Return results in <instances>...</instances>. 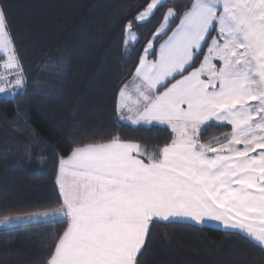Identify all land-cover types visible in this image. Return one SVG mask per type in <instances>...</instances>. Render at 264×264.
<instances>
[{
  "label": "snow or ice",
  "instance_id": "6c2138e0",
  "mask_svg": "<svg viewBox=\"0 0 264 264\" xmlns=\"http://www.w3.org/2000/svg\"><path fill=\"white\" fill-rule=\"evenodd\" d=\"M166 5L148 0L127 21L126 51L141 39L133 21L149 23ZM133 81V91L119 90L117 118L166 126L171 141L148 149L114 135L77 145L59 159L60 203L5 215L0 225L66 224L46 264H140L160 222L218 224L264 249V0L167 7ZM18 94H27V77L0 2V96ZM213 126L231 131L204 140Z\"/></svg>",
  "mask_w": 264,
  "mask_h": 264
},
{
  "label": "trees",
  "instance_id": "16d2710c",
  "mask_svg": "<svg viewBox=\"0 0 264 264\" xmlns=\"http://www.w3.org/2000/svg\"><path fill=\"white\" fill-rule=\"evenodd\" d=\"M0 2L27 77L26 95L0 96V218L57 206L59 159L77 145L114 135L148 149L171 141L166 126L119 120L116 103L167 7L182 12L191 0H167L149 23L133 21L141 39L132 51L123 45L124 26L148 0ZM230 131L213 126L203 139ZM66 226L0 225V264H46L54 237ZM138 259L140 264H264V249L234 231L160 222L150 228Z\"/></svg>",
  "mask_w": 264,
  "mask_h": 264
},
{
  "label": "crops",
  "instance_id": "0c3cea01",
  "mask_svg": "<svg viewBox=\"0 0 264 264\" xmlns=\"http://www.w3.org/2000/svg\"><path fill=\"white\" fill-rule=\"evenodd\" d=\"M213 34H215V33H213ZM167 38V37H166ZM149 59H155L156 58V55L154 54H152V55H150L149 57H148ZM203 58V57H202ZM135 83H138V81H133V79L130 81V82H128L127 83V85L129 86V91H133V89H134V84ZM231 128V127H230ZM70 155V154H69ZM68 155V156H69ZM66 158V157H65ZM182 223H188V224H195L194 222H191V221H181ZM195 225H197V224H195ZM201 226V225H200ZM211 227H213V228H218V229H223V230H226V229H224V228H222L221 226H219L218 224H214L213 226H211ZM227 231H231V230H227Z\"/></svg>",
  "mask_w": 264,
  "mask_h": 264
},
{
  "label": "rangeland",
  "instance_id": "374dc122",
  "mask_svg": "<svg viewBox=\"0 0 264 264\" xmlns=\"http://www.w3.org/2000/svg\"><path fill=\"white\" fill-rule=\"evenodd\" d=\"M170 34V33H169ZM164 39H166V37L164 38ZM163 40V39H162ZM162 40L161 41H159V42H157V41H154L153 43H154V47H157L158 48V44L160 43V42H162ZM200 59L202 60V56L200 57ZM196 66H198V63H197V65ZM163 89H161V91H162Z\"/></svg>",
  "mask_w": 264,
  "mask_h": 264
}]
</instances>
